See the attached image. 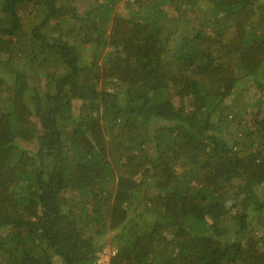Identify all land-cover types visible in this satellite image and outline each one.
Wrapping results in <instances>:
<instances>
[{"label":"trees","instance_id":"16d2710c","mask_svg":"<svg viewBox=\"0 0 264 264\" xmlns=\"http://www.w3.org/2000/svg\"><path fill=\"white\" fill-rule=\"evenodd\" d=\"M108 234L109 264H264V0H0V264Z\"/></svg>","mask_w":264,"mask_h":264},{"label":"built area","instance_id":"2783aa9c","mask_svg":"<svg viewBox=\"0 0 264 264\" xmlns=\"http://www.w3.org/2000/svg\"><path fill=\"white\" fill-rule=\"evenodd\" d=\"M116 253V248H102L100 251L96 253V259L91 264H108V259Z\"/></svg>","mask_w":264,"mask_h":264},{"label":"rangeland","instance_id":"374dc122","mask_svg":"<svg viewBox=\"0 0 264 264\" xmlns=\"http://www.w3.org/2000/svg\"><path fill=\"white\" fill-rule=\"evenodd\" d=\"M86 2L85 1H82L81 2V6L82 7H85L86 6ZM37 123L39 124V122H38V119H37ZM40 127V126H39ZM109 238H110V235L108 234V235H106L105 237H102V239H106V241H107V243L103 246L104 248H112V246H110V244H109ZM113 248H116V246H113ZM111 260V259H110ZM110 260L108 259V261H107V263L109 264L110 263Z\"/></svg>","mask_w":264,"mask_h":264}]
</instances>
